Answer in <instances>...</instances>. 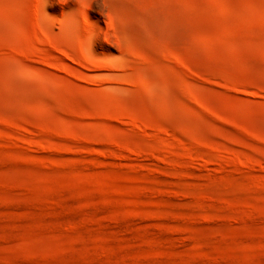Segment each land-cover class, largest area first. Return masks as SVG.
<instances>
[{"label":"rangeland","instance_id":"374dc122","mask_svg":"<svg viewBox=\"0 0 264 264\" xmlns=\"http://www.w3.org/2000/svg\"><path fill=\"white\" fill-rule=\"evenodd\" d=\"M0 264H264V0H0Z\"/></svg>","mask_w":264,"mask_h":264},{"label":"bare ground","instance_id":"6f19581e","mask_svg":"<svg viewBox=\"0 0 264 264\" xmlns=\"http://www.w3.org/2000/svg\"><path fill=\"white\" fill-rule=\"evenodd\" d=\"M223 14H224V13H223ZM73 58H74V57H73ZM145 85H146V86H152V85H150V84H148V83H146V82H145Z\"/></svg>","mask_w":264,"mask_h":264}]
</instances>
